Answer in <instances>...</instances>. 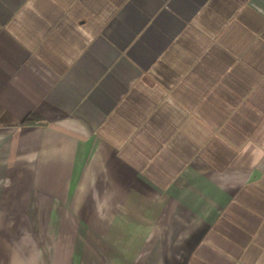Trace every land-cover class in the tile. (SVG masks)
Here are the masks:
<instances>
[{"label":"crops","instance_id":"crops-1","mask_svg":"<svg viewBox=\"0 0 264 264\" xmlns=\"http://www.w3.org/2000/svg\"><path fill=\"white\" fill-rule=\"evenodd\" d=\"M0 264H264V0H0Z\"/></svg>","mask_w":264,"mask_h":264},{"label":"trees","instance_id":"trees-1","mask_svg":"<svg viewBox=\"0 0 264 264\" xmlns=\"http://www.w3.org/2000/svg\"><path fill=\"white\" fill-rule=\"evenodd\" d=\"M37 123L39 122L36 118H33L32 116H27L24 118V120L21 122L22 124H28V123Z\"/></svg>","mask_w":264,"mask_h":264}]
</instances>
